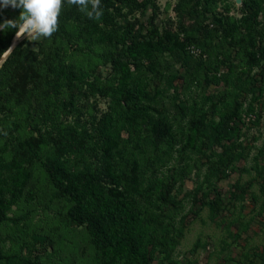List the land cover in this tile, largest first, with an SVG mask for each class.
Returning <instances> with one entry per match:
<instances>
[{
  "label": "trees",
  "instance_id": "1",
  "mask_svg": "<svg viewBox=\"0 0 264 264\" xmlns=\"http://www.w3.org/2000/svg\"><path fill=\"white\" fill-rule=\"evenodd\" d=\"M158 1L101 0L97 21L65 0L58 31L22 40L0 68V264H55L58 241L76 232L72 264H180L190 197L231 238L233 226L250 225L224 222L217 182L247 158L246 119L262 120L264 0H177L166 20ZM234 7L240 16H230ZM20 11L0 10V24ZM16 31L0 30V61ZM252 79L261 86L245 107ZM195 167L205 176L197 172L194 191L179 199ZM39 203L56 213L54 233L8 252L10 230L30 231ZM46 244L58 250L44 252Z\"/></svg>",
  "mask_w": 264,
  "mask_h": 264
},
{
  "label": "rangeland",
  "instance_id": "2",
  "mask_svg": "<svg viewBox=\"0 0 264 264\" xmlns=\"http://www.w3.org/2000/svg\"><path fill=\"white\" fill-rule=\"evenodd\" d=\"M176 3L177 0L158 1L161 8V20L175 17L173 5ZM168 5H170L171 9L167 13L166 8ZM224 6V4H220L219 9L223 10ZM237 6L240 5L237 4ZM7 9L13 10L11 7ZM230 16H240L236 7L231 10ZM26 38L25 36L24 39ZM20 40H22V38ZM167 60L169 61L170 59ZM170 62L173 63L175 69L181 70L180 64L176 63L174 59H171ZM179 84L183 85V82L179 81ZM253 85L258 95V89L261 84L252 79L251 84L247 86L248 91ZM224 90L225 88L217 90L215 87H211L210 89V91L215 93L219 91L224 92ZM248 91L246 90L243 94L244 99L247 100L245 107L253 96V93ZM262 102H264V98ZM96 108L103 110L106 108V104L103 100L99 99ZM258 112L262 115L260 124L255 126L246 122L247 125L243 128V132L246 135L242 140L246 148L245 155L247 158L240 161L237 170L230 174L229 177L217 182V192L222 195V198L229 207V210L224 214V222L229 223L237 219L242 225L246 223H250V225L247 228H245V226L241 228L233 226L231 231L233 234H236V237L231 238L225 227H219L217 221L211 220L210 212L207 207L202 209L200 214H198L197 210L201 208V205L193 204L190 197L184 202V214L188 215L186 233L174 252V258L178 260L180 264H187L188 262L192 264H264V193L261 191V183L264 182V153L262 156L260 153L261 150L264 152V103L263 105H258ZM29 132V130L21 129V135L23 137L29 136ZM254 138H257V141H255ZM257 158L259 159L256 160ZM197 172L205 176L206 169L205 167H195V169L190 172L191 176L186 180L183 192L179 194V199H183L188 193L194 191ZM238 185L240 186L239 189L237 188ZM241 187L245 189L246 193L242 194L243 197H240L238 201L234 202L233 207L230 206L233 204L232 201L235 195L240 194ZM48 190H50L48 185L47 187L44 186L41 192V200L47 194ZM229 202H231V204ZM43 207V203L36 205L35 211L30 216V231L24 230V225L11 227L12 229L10 230L5 246L8 252L10 250L17 251L25 238H38L41 232L54 233L52 227L53 223L50 224L48 219H56L57 215L53 212L46 214ZM191 208L193 211H191ZM78 233L79 232H76L74 235ZM74 235L66 234V236L58 241L57 247L60 250L54 245H45L44 252L52 254L55 248L59 251L58 254L60 257L58 255L55 257V264H72L74 259L73 249L76 245L80 244L81 240L79 236ZM199 240L204 246L196 249V244ZM224 242H227V248ZM61 254L63 256H61ZM160 257L161 255L158 256V259ZM84 264H87V261H85Z\"/></svg>",
  "mask_w": 264,
  "mask_h": 264
},
{
  "label": "clouds",
  "instance_id": "3",
  "mask_svg": "<svg viewBox=\"0 0 264 264\" xmlns=\"http://www.w3.org/2000/svg\"><path fill=\"white\" fill-rule=\"evenodd\" d=\"M69 6H77L88 19L100 20L103 16L101 0H66ZM65 0H0V9H21L17 19H6L0 30L17 29V40L25 36L37 41L51 38L59 29V17ZM238 4V3H237ZM6 134V133H5Z\"/></svg>",
  "mask_w": 264,
  "mask_h": 264
},
{
  "label": "water",
  "instance_id": "4",
  "mask_svg": "<svg viewBox=\"0 0 264 264\" xmlns=\"http://www.w3.org/2000/svg\"><path fill=\"white\" fill-rule=\"evenodd\" d=\"M238 4H241L242 0H236ZM25 38V37H24ZM22 38V40L24 39ZM22 40H17L16 38L13 41V44L11 46V48L9 49V51L2 57L1 61H0V68L3 66V64L5 63V61L7 60V58L9 57V55L12 53V51L15 49V47L22 41Z\"/></svg>",
  "mask_w": 264,
  "mask_h": 264
},
{
  "label": "built area",
  "instance_id": "5",
  "mask_svg": "<svg viewBox=\"0 0 264 264\" xmlns=\"http://www.w3.org/2000/svg\"><path fill=\"white\" fill-rule=\"evenodd\" d=\"M191 51H192L193 54H195V55H197V56L201 53L198 49H196V48H194V47H191ZM263 80H264V76H263ZM246 120H247L248 122H249V121H252V120H255V116H254V115H251V116H249Z\"/></svg>",
  "mask_w": 264,
  "mask_h": 264
},
{
  "label": "crops",
  "instance_id": "6",
  "mask_svg": "<svg viewBox=\"0 0 264 264\" xmlns=\"http://www.w3.org/2000/svg\"><path fill=\"white\" fill-rule=\"evenodd\" d=\"M240 5V4H239Z\"/></svg>",
  "mask_w": 264,
  "mask_h": 264
}]
</instances>
